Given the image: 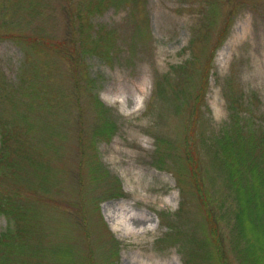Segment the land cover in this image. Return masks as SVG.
Listing matches in <instances>:
<instances>
[{"label": "rangeland", "instance_id": "374dc122", "mask_svg": "<svg viewBox=\"0 0 264 264\" xmlns=\"http://www.w3.org/2000/svg\"><path fill=\"white\" fill-rule=\"evenodd\" d=\"M124 2L84 31L66 0H39L22 24L44 42L0 37V88L13 91L0 100V120L16 124L0 193L13 213L15 195L32 214L23 248H41L15 261L219 264L220 248L225 264H246L218 138L236 112L264 123V0ZM96 42L99 52L85 54ZM109 120L115 128L103 138L97 130ZM18 219L0 211V234L20 228Z\"/></svg>", "mask_w": 264, "mask_h": 264}, {"label": "trees", "instance_id": "16d2710c", "mask_svg": "<svg viewBox=\"0 0 264 264\" xmlns=\"http://www.w3.org/2000/svg\"><path fill=\"white\" fill-rule=\"evenodd\" d=\"M66 2H68V5L65 6V9L71 15L70 22L79 29H84V31L92 27V23H94L93 17L104 12L111 3L125 4L124 0H66ZM41 8L39 0H0V37L15 40L24 47L29 46L31 48L35 44L40 45L45 41L40 29H29L22 24V18L23 20L27 18L31 21L28 16L31 13H36L37 16ZM99 29L100 27L97 26V33ZM111 39L113 38L111 37ZM97 49L98 44L96 42L91 48L86 46L84 52L85 54L93 51L99 52ZM55 51L63 52L59 48H56ZM63 55L66 56V53L64 52ZM23 76V79H25L26 75L24 73ZM1 90L3 92L0 91V100L6 97L10 98L13 94L10 88ZM46 95L48 94L36 91L37 97L47 98ZM47 99H49L50 104L54 105L59 103L60 100V98L56 99V95ZM101 108L106 110V107L102 104ZM1 114L2 111L0 110V119ZM233 117L234 126L232 131L226 129L218 138V144L222 148L220 163L227 168L229 188L237 204L234 246L235 248H242L238 253L240 257L244 258L243 261H246V264H264V123L262 127L255 128L250 122L251 116L239 119V114L236 112ZM245 118H248V127L245 128L246 131H243L240 120ZM13 124L1 125L0 120V180L5 178V174L7 176L10 164H15L10 155L5 164L3 163V160H6L8 155V140L12 138L11 132L16 129L14 128L16 124ZM114 128V122L109 120L107 124L105 123L104 126L97 130V134L99 133L98 135L107 138ZM260 129L263 130V133L258 137ZM244 133H246L245 136ZM45 146L47 147V145ZM217 154L219 155V153ZM48 166L49 163L44 161V166L41 164L40 167L46 168ZM12 174H16V170ZM199 190L201 193L203 192L198 187ZM201 197H203V201L208 207V213H210V197L204 192ZM13 200L15 205L18 206V210L15 213L9 207V201L0 193V211L8 214L10 221L16 222V219L19 218L18 221L21 223L20 228L14 230V228L10 227L0 234L1 244L6 246L5 248H0V264H17V261H15L17 258L20 259L24 254H30V256L34 257L37 254L36 252L39 253V250H41V248H23V237L28 235L30 230L34 228V219L31 212L28 214V210L25 211L23 209L21 200L17 196L14 195ZM24 215L27 222L25 226L23 222ZM208 215L210 216L211 214ZM212 233L214 237L212 239L216 242L214 246H216L218 245L216 229H213ZM242 240L244 242L241 246ZM221 252L220 248H214L212 259L215 260L216 258L217 263L225 264V258L220 254ZM191 254L194 258L207 261L204 259L206 254L203 250H192ZM23 261L24 258L20 264H24L22 263Z\"/></svg>", "mask_w": 264, "mask_h": 264}]
</instances>
